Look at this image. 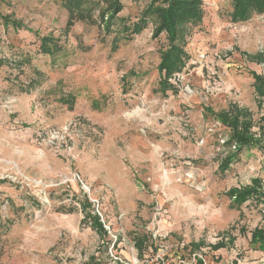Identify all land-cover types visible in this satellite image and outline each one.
Returning a JSON list of instances; mask_svg holds the SVG:
<instances>
[{
	"label": "rangeland",
	"instance_id": "374dc122",
	"mask_svg": "<svg viewBox=\"0 0 264 264\" xmlns=\"http://www.w3.org/2000/svg\"><path fill=\"white\" fill-rule=\"evenodd\" d=\"M87 1L99 6L71 23L60 0L0 4L22 25L0 20V264H264L250 243L264 229L262 152L243 149L222 172L235 145L206 112L246 111L263 143L250 74L264 81V14L232 23L230 0H201L179 41L189 60L163 93L153 18L107 33L104 4ZM119 1L131 27L151 0Z\"/></svg>",
	"mask_w": 264,
	"mask_h": 264
},
{
	"label": "trees",
	"instance_id": "16d2710c",
	"mask_svg": "<svg viewBox=\"0 0 264 264\" xmlns=\"http://www.w3.org/2000/svg\"><path fill=\"white\" fill-rule=\"evenodd\" d=\"M60 1L62 7L68 13V23L73 22L75 19H84L91 13L93 8L99 6L96 2L87 0ZM4 2L5 0H0V4ZM100 2L104 4V8L100 12V22L103 25L104 32L107 33H111L113 28H117L118 26L125 34L129 33L136 35L147 25V18H153L155 22L153 37L157 38L163 34L167 41L166 49L160 52V61L157 67L160 77L159 88L163 93L168 89H174V86L169 83V78L174 73L181 72L189 60L188 55L184 52L179 41L183 39L185 27L187 25L195 26L201 23L203 18L201 0H151L137 23L132 24L131 27L126 26L125 21L117 17L122 10L119 0H100ZM230 4V20L232 23H243L248 21L252 15L264 14V0H230ZM0 20L4 29L12 27L17 31L22 28V25L12 20L11 16L0 15ZM117 22L118 24H116ZM117 31L118 30H115V37H118ZM45 45L48 44L41 41L38 48L39 53L48 56L52 55L51 48ZM60 50V48H55V51L59 52ZM2 63V60H0V66ZM15 63H17V61H15ZM20 65H22V63H20ZM250 75L254 80L256 96L261 100V102H258V106L261 108L262 104H264V81L255 73H251ZM29 85L34 86L35 82L31 81ZM206 112L217 119L216 121L222 126L230 130V136L223 144L228 148H230L232 144L235 145L234 152L220 162L219 168L222 172L228 171L230 165L235 162L243 149H249L250 147H256L262 152L264 163V140L263 143H261L250 134L251 123L248 120L249 115L246 111L231 106L228 111H221L216 114L210 109L206 110ZM261 121L263 123L262 130L264 132V110ZM262 136L264 138V133ZM252 194L253 190L245 189L242 191H230L228 196L233 203L240 205ZM254 195H256V191H254ZM91 221V225L98 234H106L98 217L91 218ZM250 239V243L256 250L264 252V229L256 228L251 233ZM142 243L143 242L140 240L136 242L138 247H140ZM191 248L196 249V246H192ZM197 262L198 264H202V261L199 259Z\"/></svg>",
	"mask_w": 264,
	"mask_h": 264
},
{
	"label": "crops",
	"instance_id": "0c3cea01",
	"mask_svg": "<svg viewBox=\"0 0 264 264\" xmlns=\"http://www.w3.org/2000/svg\"><path fill=\"white\" fill-rule=\"evenodd\" d=\"M257 253H258V255H262V253H264V252H261V251H258L255 249L254 254H257Z\"/></svg>",
	"mask_w": 264,
	"mask_h": 264
},
{
	"label": "built area",
	"instance_id": "2783aa9c",
	"mask_svg": "<svg viewBox=\"0 0 264 264\" xmlns=\"http://www.w3.org/2000/svg\"><path fill=\"white\" fill-rule=\"evenodd\" d=\"M223 143V142H222ZM98 213V212H97ZM98 215H100L99 213H98Z\"/></svg>",
	"mask_w": 264,
	"mask_h": 264
}]
</instances>
